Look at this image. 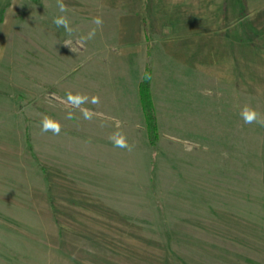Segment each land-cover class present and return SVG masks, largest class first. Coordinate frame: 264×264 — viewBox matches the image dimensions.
<instances>
[{
	"label": "rangeland",
	"instance_id": "obj_1",
	"mask_svg": "<svg viewBox=\"0 0 264 264\" xmlns=\"http://www.w3.org/2000/svg\"><path fill=\"white\" fill-rule=\"evenodd\" d=\"M43 1L22 2L0 58V264H264V127L240 116L264 117V0H64L72 37ZM148 63L155 157L137 98ZM68 92L99 96L81 106L91 120Z\"/></svg>",
	"mask_w": 264,
	"mask_h": 264
},
{
	"label": "clouds",
	"instance_id": "obj_2",
	"mask_svg": "<svg viewBox=\"0 0 264 264\" xmlns=\"http://www.w3.org/2000/svg\"><path fill=\"white\" fill-rule=\"evenodd\" d=\"M57 9L60 13L59 15H56L52 19V23L55 25L57 29L63 28L64 31L68 34L69 37L73 36V28L71 26L68 12L69 7L64 3V0H57ZM93 23L96 26H101L103 24V20L101 17L97 16L93 18ZM96 30L92 29L89 31L86 35L80 36L77 39H66L64 43L71 47V50L73 52H76L78 50L77 45L82 46L85 42L88 40H91L95 37ZM73 41L76 43L74 44ZM67 103L72 105L74 108H80L83 118L85 120H91L94 113L91 109L81 108L82 105L91 102L94 105H98L100 102L99 96H92L89 98L87 94L83 93H72L68 92L66 96ZM240 116L244 122V124H257L260 127H264V117L261 116V114L253 107H251L248 104H245L243 108L240 111ZM67 119H73V113L69 112L66 116ZM41 124V132L47 133L52 132L54 135H59L61 133L62 125L59 121L56 119L44 115L42 117V120L40 122ZM117 128H120V124H117ZM109 140L112 142L113 146L119 149H124L129 152H131L134 148V145L129 144L127 136L122 131H115L110 134Z\"/></svg>",
	"mask_w": 264,
	"mask_h": 264
},
{
	"label": "trees",
	"instance_id": "obj_3",
	"mask_svg": "<svg viewBox=\"0 0 264 264\" xmlns=\"http://www.w3.org/2000/svg\"><path fill=\"white\" fill-rule=\"evenodd\" d=\"M246 27L249 28V23H246V26L244 25V27L242 28L240 32L243 36L247 37L246 38L247 42H250L254 38L253 33L255 32L251 33L252 30L247 31ZM245 32H247L248 34ZM142 34H143L144 40L148 44L147 50L149 54H151L152 48L154 47V44H153L154 35L152 33L151 21L146 16L142 17ZM153 76H154L153 67L150 63H148L142 74L141 80L137 84V98H138L139 108L141 110L142 117H143L147 144L151 149V153L155 157L156 150L159 147V143L161 141V123L159 120L160 118L158 114V108L156 105V100H155V96L153 92V84H152ZM26 131H27V136H28L29 135L28 130ZM154 162L155 160L153 158L152 163Z\"/></svg>",
	"mask_w": 264,
	"mask_h": 264
},
{
	"label": "crops",
	"instance_id": "obj_4",
	"mask_svg": "<svg viewBox=\"0 0 264 264\" xmlns=\"http://www.w3.org/2000/svg\"><path fill=\"white\" fill-rule=\"evenodd\" d=\"M24 1L25 0H0V26H4L3 24H9L7 34L4 35L3 37H1V35H0V58H7L12 54L11 52H13V50H9V48H8V45H9L8 44V37L12 38L13 33L16 32V30L14 29V26L16 25L15 17L23 9L22 2L24 3ZM47 1L48 0H46L44 3L45 9H47ZM194 2H195V0H194ZM184 3L187 5H190V8H192L191 5L193 4V0H185ZM46 12H47V10H45V13ZM184 17L186 19H191L192 16L189 14V15H185ZM45 19H48L47 13L45 14ZM43 25H45L43 27L44 33L45 34H48L49 32L51 33V29L49 30L47 27V25H48L47 21L43 22ZM0 34H1V32H0ZM55 34H56V36L58 35L57 32Z\"/></svg>",
	"mask_w": 264,
	"mask_h": 264
}]
</instances>
